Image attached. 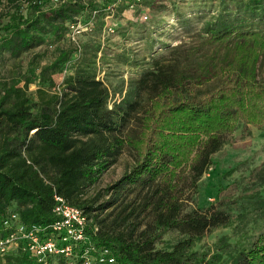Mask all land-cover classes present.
Listing matches in <instances>:
<instances>
[{
    "label": "trees",
    "instance_id": "trees-1",
    "mask_svg": "<svg viewBox=\"0 0 264 264\" xmlns=\"http://www.w3.org/2000/svg\"><path fill=\"white\" fill-rule=\"evenodd\" d=\"M42 5L0 0V64L64 38L66 21L92 2ZM211 13L199 28L200 46L211 51L155 59L139 72L133 90L110 106L107 88L95 78L94 42L81 43L58 92L30 102L18 77L2 79L0 216L11 206L25 224H49L56 219L50 212L55 192L86 213L92 243L107 248L114 264H206L191 246L227 216L211 205L184 211V191L187 197L196 191L226 134L238 124H264V0H220ZM71 55L67 45L41 66L40 84L51 85V74ZM215 68L222 76L218 85L193 93ZM129 121L136 135L127 132ZM125 146L134 150L133 164L88 194ZM168 230L181 238L169 249L155 248ZM8 264L40 263L21 255ZM230 264H264V230L238 247Z\"/></svg>",
    "mask_w": 264,
    "mask_h": 264
},
{
    "label": "rangeland",
    "instance_id": "rangeland-1",
    "mask_svg": "<svg viewBox=\"0 0 264 264\" xmlns=\"http://www.w3.org/2000/svg\"><path fill=\"white\" fill-rule=\"evenodd\" d=\"M219 1L143 0V6L148 10V20L141 23L133 21L131 13L118 10L115 15L117 27L111 36L103 40L101 15H98L92 31L80 40L82 44L94 42L97 45L96 56L97 53L99 55L95 70L99 73L98 79L107 88L110 102L119 101L133 90L139 72L151 68L155 59L161 57L167 60L174 55V51L186 54L196 51L194 57H198L203 50L211 51L209 47L200 46L199 28L208 15L213 16L211 12ZM42 8H47V4H43ZM23 13L24 9L21 10ZM49 42L52 43L48 41L23 53L16 60L0 64V81L18 77L17 86L23 89L30 102L42 93L58 92L72 71L71 55L59 72L51 74V85L40 84L37 76L39 68L49 63L60 49L67 48L63 38L51 47L47 46ZM221 80L218 71L214 72L200 86L191 87L192 92L197 95L207 92ZM138 97L140 101L145 100L141 94ZM126 127L130 128L127 132L136 135L138 128L134 122L129 121ZM134 159V150L125 146L115 163L90 187L88 194L115 181L133 164ZM182 197L184 211L203 210L211 205L226 214V222L206 231L194 241L191 250L206 264H230L231 255L236 249L248 247L264 230V124L259 128L238 124L231 133L226 134L222 145L212 155L207 171L197 180L196 191L189 197L184 191ZM180 238L179 233L168 230L158 237L154 246L169 249ZM54 263L65 264L58 259Z\"/></svg>",
    "mask_w": 264,
    "mask_h": 264
},
{
    "label": "built area",
    "instance_id": "built-area-1",
    "mask_svg": "<svg viewBox=\"0 0 264 264\" xmlns=\"http://www.w3.org/2000/svg\"><path fill=\"white\" fill-rule=\"evenodd\" d=\"M47 7H56L67 1L38 0ZM92 7L73 15L65 23L64 42L71 48L72 56L81 50L80 38L92 31L94 22L101 15V39L111 36L116 27L115 15L124 10L133 15V21L146 22L148 10L143 0H91ZM51 47V46H48ZM99 53H97L98 57ZM96 57V58H97ZM102 74V72H100ZM99 73L96 72L95 78ZM111 102L109 100L108 106ZM51 214L56 219L46 225L25 224L17 211L9 206L0 216V264H8V258L24 255L40 264H55L58 259L65 264H114V258L105 247L92 243L87 229L89 219L82 209L67 203L55 192L51 195Z\"/></svg>",
    "mask_w": 264,
    "mask_h": 264
}]
</instances>
